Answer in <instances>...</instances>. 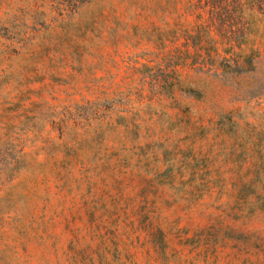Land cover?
<instances>
[{"label":"rangeland","instance_id":"rangeland-1","mask_svg":"<svg viewBox=\"0 0 264 264\" xmlns=\"http://www.w3.org/2000/svg\"><path fill=\"white\" fill-rule=\"evenodd\" d=\"M0 264H264V0H0Z\"/></svg>","mask_w":264,"mask_h":264}]
</instances>
